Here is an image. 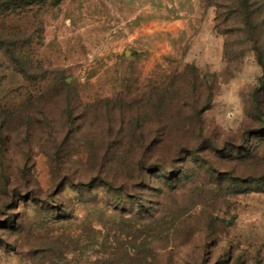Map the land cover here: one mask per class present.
Masks as SVG:
<instances>
[{"label": "rangeland", "instance_id": "1", "mask_svg": "<svg viewBox=\"0 0 264 264\" xmlns=\"http://www.w3.org/2000/svg\"><path fill=\"white\" fill-rule=\"evenodd\" d=\"M0 33L23 61L0 42V264H264V185L226 149L264 109V0H22L0 4ZM151 92L171 114L156 158L189 177L133 191L138 209L89 190V155L142 157L129 105Z\"/></svg>", "mask_w": 264, "mask_h": 264}, {"label": "trees", "instance_id": "2", "mask_svg": "<svg viewBox=\"0 0 264 264\" xmlns=\"http://www.w3.org/2000/svg\"><path fill=\"white\" fill-rule=\"evenodd\" d=\"M16 1L22 0H0V4H9ZM247 2L249 6L250 0H244ZM3 33H0V42L3 47H6V55L14 61L16 64H23L20 55L17 56V49H18V40L16 36L13 34L7 36H2ZM26 71V70H25ZM178 93V92H177ZM179 94V93H178ZM66 101L68 104L72 103L71 94L68 92L66 94ZM168 96L166 93H154L151 92L149 96L145 98L146 104H139V101H134L132 104L129 105V110L131 114L129 115V119L131 121L132 126L134 125L135 128L130 129L132 132H137L140 130L141 134L139 138L140 140H132L129 142L127 146V150L125 151L127 154L135 153L138 151V147H145L142 157L140 158H133V159H125L121 162H117L115 158L107 159V154L104 158L99 159L98 155L92 152L89 155V190L91 191L97 185L104 187L109 193L112 192L115 199H119L123 201L124 199L130 198V201L134 202V204H139L140 202L135 197L133 191H139L145 187H153L152 185L155 183L157 178H161L163 180H177L182 181L187 179L188 172L185 168L178 166L177 164L171 165L167 164V162L161 161L165 159H158L157 151L159 150L160 143L166 138L168 133L171 131L170 127L166 126L165 122L167 119L170 118L171 114L168 110ZM50 102V99H47ZM207 106L204 107L206 109ZM257 118L260 121L258 126L248 129L250 136H247L242 144H232L231 147H227L226 149H233L238 150L242 155H249L252 156L251 160L255 161L254 171L250 176L251 182L256 183L257 185H264V156H259L258 151L255 149L254 146L258 144L259 138L264 141V112L259 105L257 106ZM66 114L68 116V120L72 121L74 116V110L67 109ZM119 115L123 122H126L125 116L126 107L124 103L120 105ZM50 115V116H49ZM46 114L45 119L46 121H53L54 118L52 113ZM196 115L198 117L201 115V109L196 111ZM4 121L9 122V116H6ZM55 123V122H54ZM75 123V122H74ZM147 125V126H146ZM1 126V125H0ZM49 127L54 129L52 123H49ZM57 134V131L55 130ZM148 136V138H146ZM247 135V134H246ZM253 140H256L254 143ZM156 144H159L156 146ZM209 146V142L207 144ZM163 146V145H162ZM207 146V147H208ZM153 151V152H152ZM178 158L181 155H187L189 161L190 159H196L199 157V149L194 148L192 146H183L178 149L177 151ZM124 153V152H122ZM63 161L59 162V167L63 171L64 169H71L73 163L69 160V158H61ZM187 158L183 159L186 160ZM166 161V160H165ZM115 162V163H114ZM98 168V169H97ZM95 171L97 173H95ZM240 178V177H239ZM80 181V180H79ZM66 182H70L73 186H75L79 191H82L84 182H77L76 179H66ZM65 182V183H66ZM126 196V197H125ZM71 199H67L65 203H63V208L59 207V212L66 215L68 210V202ZM38 201V200H33ZM138 206V205H137ZM142 204L138 206V209H141ZM152 207V206H150ZM153 209V208H150ZM57 212V211H54ZM66 217V216H64ZM66 218H69L67 216Z\"/></svg>", "mask_w": 264, "mask_h": 264}]
</instances>
